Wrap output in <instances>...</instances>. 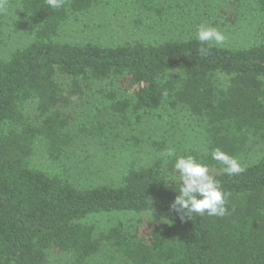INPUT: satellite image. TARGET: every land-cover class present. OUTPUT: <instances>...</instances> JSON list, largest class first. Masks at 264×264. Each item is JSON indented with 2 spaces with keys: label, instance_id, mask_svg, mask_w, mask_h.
<instances>
[{
  "label": "trees",
  "instance_id": "trees-1",
  "mask_svg": "<svg viewBox=\"0 0 264 264\" xmlns=\"http://www.w3.org/2000/svg\"><path fill=\"white\" fill-rule=\"evenodd\" d=\"M18 2L16 29L30 22L35 29L28 44L0 58V264H264V153L244 160L264 147V39L244 48L209 47L196 37L72 44L60 40L62 27L97 0H63L55 10L47 0ZM256 3L264 18V0ZM135 4L166 15L157 0ZM237 19L235 11L223 13L225 24ZM109 79L122 93L109 92L111 108L124 118L184 109L198 122L206 150L188 148L177 155L208 165L228 194L227 215L190 218L171 207L179 194L174 157L131 167L120 184L88 187L34 161L42 142L49 164L62 160L74 140L73 108L88 99L91 81ZM28 102L36 103L40 122ZM83 130L99 136L105 131L102 123ZM152 144L167 147L165 141ZM217 147L245 170L225 174L211 157ZM124 211L162 219L106 231L86 221ZM105 248L104 259L94 261ZM54 255L62 256L58 263Z\"/></svg>",
  "mask_w": 264,
  "mask_h": 264
},
{
  "label": "rangeland",
  "instance_id": "rangeland-1",
  "mask_svg": "<svg viewBox=\"0 0 264 264\" xmlns=\"http://www.w3.org/2000/svg\"><path fill=\"white\" fill-rule=\"evenodd\" d=\"M166 15L158 17L140 10L135 0H97L92 10L71 19L62 27L60 40L72 44L87 42L103 46H117L136 41L162 43L174 39L197 37L201 24L219 29L226 37L224 46L244 48L264 39V18L257 8L256 0H157ZM0 10V58L12 50L28 44L33 37L35 25L30 22L16 29L20 20L18 0H3ZM235 11L238 19L234 24L223 23V13ZM88 99L73 108L74 140L57 164L46 160V147L39 143L34 161L50 169L67 172L80 187L101 184H120L123 175L131 167L152 164L161 158L160 153L168 147L180 154L188 148L206 150V141L184 109L161 111L151 114L129 113L122 117L111 108L110 91L119 96L114 80L91 81ZM28 110L36 122L41 118L35 102H28ZM104 124L102 135L88 134L83 127ZM154 140L165 141V149H157ZM264 147L259 148L246 162L260 157ZM153 212H104L91 215L87 222L97 231H106L122 224L132 226L143 221L160 220ZM108 248L94 261L104 259ZM62 256L54 255L58 263ZM64 257V256H63ZM66 260V259H65Z\"/></svg>",
  "mask_w": 264,
  "mask_h": 264
},
{
  "label": "clouds",
  "instance_id": "clouds-1",
  "mask_svg": "<svg viewBox=\"0 0 264 264\" xmlns=\"http://www.w3.org/2000/svg\"><path fill=\"white\" fill-rule=\"evenodd\" d=\"M47 4L55 10L63 7V0H47ZM3 8L4 4L0 3V10ZM196 38L202 45L207 44L209 47L223 45L226 39L219 29L205 24L199 26ZM199 51L206 55L208 49L201 47ZM160 156L165 164L170 158H175L173 168L178 175L173 179L179 181L176 188L179 194L171 205L174 210L183 212L190 218L193 213L219 217L228 214L226 206L228 194L224 192L220 181L210 174L207 164L193 155H177L173 147H168ZM211 157L223 166V171L227 175H237L245 170L238 158L220 147L212 150Z\"/></svg>",
  "mask_w": 264,
  "mask_h": 264
}]
</instances>
